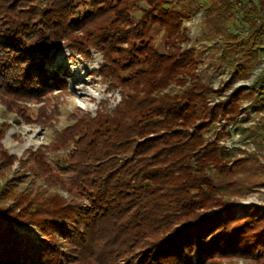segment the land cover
Wrapping results in <instances>:
<instances>
[{
  "label": "trees",
  "instance_id": "1",
  "mask_svg": "<svg viewBox=\"0 0 264 264\" xmlns=\"http://www.w3.org/2000/svg\"><path fill=\"white\" fill-rule=\"evenodd\" d=\"M199 13L225 88L249 79L264 57V0H0V105L28 119L26 104L44 102L37 119L50 120L47 97L65 84L44 66L63 48L82 60L99 54L94 73L121 96L113 108L76 110L24 158L3 149L0 124V178L20 167L0 184V264H264V207L236 198L237 174L263 167L254 152L220 144L238 116H264V66L210 98L224 87L196 75V51L182 47L183 22ZM172 84L180 89L167 93ZM245 131L264 135V120ZM47 148L64 151L57 169ZM23 179L34 187L17 190Z\"/></svg>",
  "mask_w": 264,
  "mask_h": 264
},
{
  "label": "rangeland",
  "instance_id": "2",
  "mask_svg": "<svg viewBox=\"0 0 264 264\" xmlns=\"http://www.w3.org/2000/svg\"><path fill=\"white\" fill-rule=\"evenodd\" d=\"M131 15L134 19L139 16L133 11ZM201 17L202 15L199 13L183 22L190 41L182 44V47L195 49L196 58L200 61L195 72L196 75L213 89L224 87L220 96L209 95L210 98L221 99L229 94L233 87L249 84L263 68L264 57L260 59L258 67L255 68L249 79L235 80L229 88H225L229 74L223 68L219 54L213 51L214 44L204 42L201 39ZM237 30L239 31L241 28ZM147 35L152 36L156 44L161 47L164 35L157 25H151ZM102 64V57L95 52H92L91 58L82 60L78 55L72 56L69 50L65 48L59 50L52 59L46 61L44 68L47 74L57 73L65 84L62 91L58 87H53L52 94L47 97L49 102L45 106L50 120L40 122L37 119L40 107L44 102L32 101L26 104L24 108H26L25 114L28 119L0 105V124H7L1 140L3 149L18 159L24 158L26 156L24 153L28 150L34 151L41 146H49L53 135L72 122L73 113L76 110L93 113L101 103L113 108L120 101L121 96L119 89L107 88L101 78L94 73ZM179 89L178 86L172 84L165 91L171 94L176 93ZM248 105L249 103L246 101L241 104L242 108ZM261 120H264L263 112L249 110L247 113L238 116V119L233 123L229 122L226 130L223 131L220 144L227 148L229 153L245 150L247 153L254 152L257 155V162L263 167L262 172L247 168L250 165L240 171L236 178H239L243 185L239 187L241 196L236 198L242 204H256L264 207V135L259 133L257 136L249 137L245 131V128H250ZM214 126L218 129L217 124ZM213 130L214 128L205 132L204 136L206 138L212 137ZM45 150L46 159L53 168L57 169L58 165H62L60 157L63 156L64 151H55L53 148ZM19 169L18 161H15L11 168L4 172V176L0 178V184H3L6 178L13 177L15 171ZM62 176L65 180H69L68 173H62ZM36 182L43 185L39 180ZM215 183L220 191L224 190L226 185L224 178L215 179ZM24 187L33 188L34 185L30 183L29 179H23L22 183L15 188L19 190ZM48 189L52 188L48 187ZM237 264L245 263L239 260Z\"/></svg>",
  "mask_w": 264,
  "mask_h": 264
}]
</instances>
